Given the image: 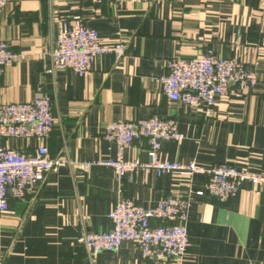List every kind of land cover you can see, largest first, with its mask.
Wrapping results in <instances>:
<instances>
[{"label":"crops","instance_id":"1","mask_svg":"<svg viewBox=\"0 0 264 264\" xmlns=\"http://www.w3.org/2000/svg\"><path fill=\"white\" fill-rule=\"evenodd\" d=\"M60 21L82 22L108 46L125 41L124 56H98L84 77L68 69L48 74ZM0 39L20 54L0 75V103L29 101L39 89L49 94L60 119L48 140L50 153L73 162L52 171L31 200H10L0 214L7 264H157L135 241L91 259L78 237L82 229H113L109 213L120 190L149 208L171 192L185 195L191 181L204 189L208 176L140 169L119 181L107 166L81 169L83 162L117 158V144L104 138L108 122L176 119L183 138L163 144V160L207 168L231 164L264 176V0H128L122 9L92 0H7ZM210 50L245 62L259 85L251 93L231 88L215 116L207 117L167 98L158 78L168 72L169 59ZM40 144L2 140L26 153ZM148 149L146 140L136 141L125 159L148 162ZM190 216L185 264H264V183L244 182L225 203L196 196Z\"/></svg>","mask_w":264,"mask_h":264},{"label":"built area","instance_id":"2","mask_svg":"<svg viewBox=\"0 0 264 264\" xmlns=\"http://www.w3.org/2000/svg\"><path fill=\"white\" fill-rule=\"evenodd\" d=\"M127 1L92 0L96 4L107 2L120 9ZM6 5L7 0H0V10ZM58 24L56 44L51 52L52 65L47 70L50 75L56 70L68 69L84 77L91 72L98 56L111 52L124 56L125 41L108 46L101 41L97 30L82 22L60 21ZM19 58L20 54L0 39V75ZM167 67L168 72L158 78L163 93L191 110H202L207 117L215 116L218 102L229 94L231 88L251 93L259 85L258 74L245 62L218 56L212 50L193 57L176 56L168 60ZM261 95L264 97V89ZM54 104L55 100L40 89L29 101L0 103V214L8 211L10 200H31L52 171L65 165L72 166L73 162L66 157L52 156L48 147L51 133L60 120L55 116ZM103 132L106 140L117 144V158L83 162L79 166L81 169L92 164L107 166L114 170L119 181L140 169L154 171L158 176L181 172L192 178L202 174L208 176V180L204 189H195L194 181H191L185 195L171 192L149 208L125 197L120 190L118 201L109 213L113 229L100 233L82 229L78 237L91 259L103 251H119L125 241H135L147 260L157 264H185L190 210L196 196L206 193L225 203L238 194L244 182L264 183V176L231 164L207 168L195 162L163 160L160 157L163 144L183 138L176 119L154 116L116 120L105 124ZM4 139H36L41 144L34 153H26L3 146ZM140 140L148 142L150 160L142 163L125 159V150ZM0 264H7L1 251Z\"/></svg>","mask_w":264,"mask_h":264}]
</instances>
